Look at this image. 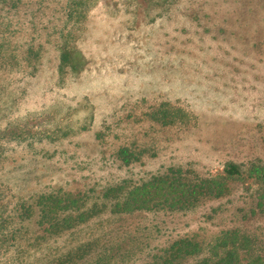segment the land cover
Instances as JSON below:
<instances>
[{
    "label": "rangeland",
    "instance_id": "1",
    "mask_svg": "<svg viewBox=\"0 0 264 264\" xmlns=\"http://www.w3.org/2000/svg\"><path fill=\"white\" fill-rule=\"evenodd\" d=\"M137 2L89 0L73 23L65 20L66 0H50L38 30L18 26L20 50L33 42L42 57L30 77L13 72L10 84L1 83L0 125L27 115L46 134L71 130L36 153L15 147L0 160V215L42 185L69 180L77 188L80 175L68 176L46 150L87 160L125 145L141 154L134 168L146 173L183 165L217 176L230 161L264 164V0ZM64 47L76 65L66 74L59 67ZM164 104L183 112L182 121L154 122L151 114ZM108 163L106 173L122 175L118 163ZM235 191L160 221L174 235L201 239L239 227L257 238L253 251L264 257V186L238 180ZM143 221L134 216L121 225L144 235Z\"/></svg>",
    "mask_w": 264,
    "mask_h": 264
},
{
    "label": "trees",
    "instance_id": "2",
    "mask_svg": "<svg viewBox=\"0 0 264 264\" xmlns=\"http://www.w3.org/2000/svg\"><path fill=\"white\" fill-rule=\"evenodd\" d=\"M155 1L166 6L170 0ZM49 2L0 0V89L1 83L10 84L13 72L28 78L37 70L41 45L31 42L20 50L14 38L20 33L18 26L38 30ZM88 7L89 0H66L65 20L80 22ZM70 64L71 55L64 47L59 56L61 71L76 70ZM166 107L153 111L154 122L167 126L182 121L183 112ZM70 130L58 128L46 134L32 126L27 115L0 125V160L15 147L36 153L42 143L64 140ZM44 154L59 158L66 174H79L80 181L74 179V190L69 180L42 185L1 213L0 264H264V257L253 251L257 238L246 230L233 227L202 239L177 231L174 235L159 217L187 215L206 203L235 196L238 180L264 186V164L244 166L230 161L223 174L211 176L183 165L151 173L137 171L134 166L141 154L125 145L109 156L99 151L98 157L87 160L66 149ZM108 162L118 163L122 175L106 173ZM216 212L213 208L212 213ZM134 216H143L146 226L139 230L144 235L121 225Z\"/></svg>",
    "mask_w": 264,
    "mask_h": 264
}]
</instances>
